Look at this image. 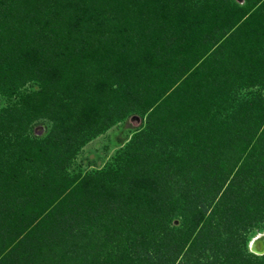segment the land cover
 <instances>
[{"label": "rangeland", "instance_id": "1", "mask_svg": "<svg viewBox=\"0 0 264 264\" xmlns=\"http://www.w3.org/2000/svg\"><path fill=\"white\" fill-rule=\"evenodd\" d=\"M2 2L4 5L16 4L17 8L24 10H28V4H34L30 8H35L36 4L38 11L45 14V21L50 20L43 29L47 33V42L50 45L48 48L56 54V60L63 63L68 62L67 59L71 57L67 53L68 47L71 49L89 47L95 51V55L87 63L91 64L89 67L92 71L94 67L97 68L92 73H90V69L89 71L85 70L88 72V79L91 77L90 83L93 81L92 84H94L87 89L90 94L87 104L83 105L85 100L80 97L82 103L79 108L72 104L65 105L70 99V94L67 91L73 90L75 87L78 88L75 83L67 84L66 91L62 86L54 92L55 98L60 97L64 92L62 109L65 112L63 123L65 130L60 134L59 141L54 143H61L62 147L69 145L58 163H54L56 168L52 167V164L48 165L47 162L52 159V156L49 157L50 147L45 145L41 151L34 152L35 143L30 138L46 137L50 129L56 127L55 118H58L59 109H54V113L51 112L50 115L46 114L47 117L34 112L26 125H17L16 122L7 125L8 119L0 120L3 125L0 126V171L3 169V171L8 170V172L14 173L20 164H25L33 169L26 170L30 177L29 182L27 180L29 177H22L12 186H2L4 181L0 178V187L5 192L14 187L15 192L19 193L15 198L8 199L4 203L0 202V231L5 230L3 236L0 235V242L4 243L2 244L4 251L0 249V264H73L76 262L74 260L76 251L81 256L101 260L107 252L115 254L116 251H121V248H128L127 243L121 244L119 248L112 240H118L120 235H124L126 229H129L127 228L129 224L125 227L122 221L116 220V214L113 211L112 213L108 212L110 207L108 209V207L105 208V205L99 206L92 202L102 195V193L98 194L100 190L96 189L111 179L115 188L107 190L111 203H127L124 201L130 198H135V201L140 203L139 197L141 196L139 195L141 194L131 195L139 189L131 192V187H139L138 184L135 186V184L126 183L119 187L118 182L122 180L123 173L132 176V179L136 177L137 181L144 176L127 172L129 157L133 154V148L136 146L148 158L158 157L159 154L160 158H164L160 160L162 165L159 163L157 169L160 177L164 176V172L167 173L165 179L168 180L163 182L164 179L157 181H148L147 179L140 189L145 191L147 186L150 187L154 183L159 193L168 189L165 193L169 195L164 197V193L158 199L161 207L165 209L162 210V222L168 228L170 226L178 230L184 220L182 210L189 195H186L187 198L183 200L181 198L188 190H190L191 239L201 228H203L202 231L210 228L208 224H210V218L215 210L217 212L220 208L219 210L224 214V211L226 212L225 205L232 204V201L236 199L234 196L231 198L230 195L224 194L232 180V182H237V185H240L241 181L243 186L246 185L245 187L249 190L253 185L252 181H255L256 187L263 192L261 195H251L249 208L252 215L248 217L249 222H246L251 227V231L247 237L250 234L255 236L264 231V176L257 174L254 178L250 174V168H253L257 162L259 163L254 169L258 172L261 171V168L258 167L261 158L258 157L253 143L249 145L254 148L251 154L245 152L239 160L238 155H234L238 152H230L224 142L223 147L225 148H222L224 156L220 159L215 157L212 164L209 163L202 169H191V165L198 166L197 158H202L201 149L191 146L193 149L190 154V144L194 138L192 133L190 135V117L198 114L199 120L207 125L208 123L203 120L206 117L210 118L209 113L212 117L213 112L216 113L222 109V106H216L214 103L210 106L206 105L201 110L193 109L194 105H198L196 99H202L200 94L203 91L205 93V89L202 90L199 87V77L202 76V72L206 74L203 83L209 85L210 88L218 80L223 83L226 80L229 84L234 82L232 86H227L237 90L236 94L241 99L238 102L237 97V100L225 106V110L229 112L227 114L239 110V105L243 102L241 100L245 97H256L257 95L264 97V81L250 87H240L241 84L236 82L237 79L247 78L255 72L258 73V70L264 73V67L262 68L260 65L264 60L262 58L264 56V0H183V2L176 0L175 5H172V8L175 7L173 10H167L166 13L160 11L155 13L146 9L144 14L139 13L138 10L143 4L146 5L145 0H21L19 2L0 0V3ZM186 3H190V6L184 10L181 6ZM116 7L122 8L117 11L114 9ZM163 14H165V21L162 22L160 19L158 25V20L162 18ZM123 16L131 19L129 24L122 28L126 29V38L118 40L119 35L116 34V31L121 30L123 34L124 31L121 27L127 20L123 19ZM147 22L150 26L147 25ZM138 23L136 30H140V25H143L146 35L127 32V29ZM166 30L174 33V36L162 39V33ZM249 32L251 33L249 34ZM8 36L6 30L2 32L1 37L7 41L8 45L13 42L15 44V41L9 39ZM120 37L123 38L121 35ZM134 38H141V40L134 41ZM139 42L141 43L139 44ZM207 42L213 47L215 55L214 57L208 55V57L211 56L210 60L203 63L202 69L194 75V70L199 67L197 61H200L195 55L197 52L201 53L203 45ZM173 44L182 46L180 50L183 45L194 47H190V50L193 49L192 54L187 55L185 62L182 60L184 59L183 54H179V57L173 51L171 47ZM138 46L153 52V56L149 60L153 65L146 67L143 62L139 63L141 52L137 51ZM254 53L256 54L253 55ZM84 55L85 53L80 56L82 60L85 59ZM165 63L171 64L173 69L177 68L175 70L178 73L175 75L172 69H169V72L163 70ZM189 64L190 66L193 64V67L190 68ZM204 64H209L211 68ZM212 73L217 75L214 76ZM39 83L40 81L30 82L29 85L27 83L22 86L21 91L31 94L38 88ZM187 83L190 85L186 88ZM19 94L21 93L15 91L10 95L8 92L0 90V119L1 116L7 114L8 109L15 105ZM187 96L192 99L191 107H187L184 101V97ZM203 101L199 103L203 104ZM58 102L60 105V100ZM152 102L154 104L150 107ZM158 103L160 104L158 106H162L163 103L175 104L174 120L176 123L175 128L172 127L170 130L179 134L177 138L168 139L161 129L160 116L155 114ZM20 108L21 106L17 105L14 107L16 109L14 111H18ZM189 109L190 112H195L190 113V117L186 114ZM225 110L220 113L222 115L218 114L219 118H225L224 114L227 112ZM6 117L13 119L15 115L11 114ZM219 123V130H225V125L222 122ZM164 125L166 126V124ZM228 126L231 125L228 123ZM159 127L161 128L159 129ZM228 128L231 129V127ZM71 134L75 137L70 138ZM154 134L157 135L156 138ZM26 138L33 143L32 148L26 143ZM216 143L218 146H222L220 142ZM246 145L247 143L244 142L239 146L240 153ZM249 146L248 151L251 150ZM170 150L175 151L177 156L184 155L189 160L190 167L181 168L177 164L176 168L173 161L175 159H167L170 158ZM36 153L40 154L41 158L45 155L46 162L43 159L40 160L38 156L26 159V155H35ZM215 164L216 166L213 167ZM228 168L232 170V174L229 176L224 175ZM43 169H56L54 173L62 176V179L66 178L69 181L75 179L76 182L87 179L89 183L79 190L82 194L76 204H73L69 198H65L64 203L51 204L50 209H64L60 219L56 220L53 215H47L48 224H42L41 220L39 225L31 226L29 218H27L31 214V207L26 208L31 203L29 199L33 201L30 195L32 187L29 185L38 177H34L35 175L42 174ZM247 169H249V173L242 176L240 173ZM46 174L51 173L46 172ZM247 174L246 180L245 175ZM145 177H147L146 174ZM238 177L239 182L236 179ZM31 178L33 179L31 180ZM200 179L203 181H199ZM169 188L172 189V192L169 191ZM200 189L202 190L198 196L201 199L199 203H210V199H202L205 193L208 197L215 196L212 206L207 212L204 211V208L202 209L201 204L200 207L196 203L197 191ZM114 191H117L118 194L111 196ZM173 192L176 194L185 192V194L179 195L181 197L177 199ZM249 192L251 193V190ZM223 207L225 209H222ZM89 211H94L92 222L89 219ZM219 217L217 216L213 220L214 225L219 226L217 230L213 231V242L226 239L231 231H235L237 228V220L231 219L229 225V221L226 222L225 214L223 218L219 219ZM20 223L26 225L22 230L25 235L16 243L14 238L17 237V232L20 230ZM103 223L105 226H102ZM7 244L10 246H6ZM214 247L217 245L214 244ZM92 264H97V262L94 261Z\"/></svg>", "mask_w": 264, "mask_h": 264}, {"label": "trees", "instance_id": "2", "mask_svg": "<svg viewBox=\"0 0 264 264\" xmlns=\"http://www.w3.org/2000/svg\"><path fill=\"white\" fill-rule=\"evenodd\" d=\"M14 1L19 2L21 0H13V2ZM174 2H176V0H145L144 3L146 5L143 4L139 8L138 12L144 14V12H146V9H148L149 11L155 13H158V11L166 13L167 10L170 11L175 8H172V5H175ZM3 3L4 2L0 3V90L2 92H8L10 95L15 91L20 92L21 94H19V99L15 102V105L8 109L6 112L7 114L5 116H1L0 120L4 119L6 121V119H8V121L6 122L7 125L12 122H16L17 125H26L28 124V119L30 118V116H32V114H34V112H38L37 114L46 116V114L50 115L51 112L54 113V109H59V114L57 113L58 118H55L56 127H53L52 130L50 129L48 135L44 138H30L33 139V143H35L34 152L41 151V149H43L45 145H48V147H50L49 157L52 156V159L50 161L48 160L47 162L49 163L48 165L52 164V167L56 168L54 163H58L60 157L64 155V152L67 151V147L69 145L62 147L61 143H54L59 141L60 134L65 130V128H63L65 112L62 109L64 92H62L61 96L58 98L54 97V92L56 89L62 86H64L66 91L70 83H75L78 88L75 87V89L67 91L70 94V99L67 101V104H65L66 101L64 104L67 106L70 104L74 106L76 105L79 108L82 103L80 97H83L85 100L83 105L87 104V99H90V94L87 89H89V86H93L94 84H92L93 81L90 83L91 77L88 79V72L86 71H89L90 69V73H92L96 71L97 68L94 67L92 71V69L89 67V65L91 64L87 63V61L94 57L95 51L93 49H89V47L72 49L70 47H68L69 49H67L66 47L67 53L71 55V57L67 59L68 62L66 63L65 61V63H63L62 61H57L56 54L52 50H50V48H48L49 42H47V33L45 29H43L45 28L46 23H49L50 20L45 21V14L38 11L36 4L35 8H30L34 4H28V10H24L22 8H17L16 4L11 3L8 5H4ZM189 4L190 3L183 4L181 7L186 10L185 8H188L190 6ZM119 8L122 7H116L114 9L119 11L121 10ZM164 16L165 14L162 15V18H159L158 25L160 24V19H162V22L165 21ZM124 18L127 19V16H123V19ZM130 19L131 18L127 19L126 22L122 24L121 29L129 24ZM52 24L53 23L51 21V25ZM138 25L139 23L134 27L130 25L131 28L127 29V32L130 34L133 32H137L142 34V36L146 35L144 34L145 30L143 29V27L145 26L140 25V30H136V28H138ZM147 25L150 26L148 22ZM5 30L9 35L8 38H11L15 41V44L14 42L12 43L14 45H8L7 41L3 37H1L2 32ZM125 30V28L122 29V31H124L123 34L121 30L116 31V34L119 35L118 40L126 38ZM250 33L251 32H249V34ZM120 35L123 36V38L120 37ZM172 36H174V33H170L166 30V32L163 31L161 38L167 39V37L170 38ZM136 40H141V38H134V41ZM140 43L141 42H139V44ZM176 46H174L173 44L171 47L173 51L178 55L183 54L182 57L184 59L181 58L183 61L187 60V55L192 54L193 49L190 50V47L194 48L192 46L187 47V45H183L182 50H180L182 46ZM137 49V51L141 52V55L139 56L141 60L139 61V63L143 62L146 67L148 65H153V63L149 61L153 56V52L146 51L140 46H138ZM213 51V47L210 46L208 42L207 44L203 45L201 53H198L197 50H195V52H197L195 56L197 57V60L200 59V61H197V65H199V67L194 70V75L198 73L200 69H202L201 65H203V63H207L210 60L209 57H214L215 53ZM84 53L85 59L82 60L80 56H82ZM256 53H254L253 55H255ZM208 55L211 56L208 57ZM262 58L264 59V56ZM260 65L262 66V68L264 67V60ZM205 66L210 67L209 64ZM192 67L193 64L190 66V68ZM164 68L165 69L163 70H166L168 72L169 69L174 70L175 75L176 73H178L175 70L177 68L173 69L171 64L167 65L165 63ZM201 74L202 76L199 77V87L202 90L205 89V93L203 91L200 94V96H202V99H196V104L198 103V105H194L193 109L196 110V108H199L198 110H201L206 105L209 104L210 106L212 103H214L216 106H222V109H220L219 111H217V109L216 113L213 112L212 117L211 113H209L210 118L208 119L206 117V119L203 120L208 123L207 125H204L205 123L201 122L202 120H199L198 114L190 117V113L195 112H190V109L188 110V112L186 111V114L190 117V135L192 133V135L194 136L193 142L190 144V154L191 149L193 148L197 149L199 147L202 151V158H197L198 166L196 167L194 165H191V169H202L203 167L208 166L209 163L212 164L215 157L216 159L222 158V156H224V151L222 152V148H225L223 147L224 142L226 143L225 145L228 146L227 148L230 152H238L234 155H238L239 160L240 158H242L241 155H243L245 152H250L251 154L254 148L249 145L253 143L258 157L261 158L260 165L258 166L259 168H261V171L258 172V170L254 169V167H257V163H259L255 162L256 165L253 168H250V174H252L254 178H256L257 174L264 176V97H260L258 95L256 97H245L243 100H241V102H243L239 105V110L237 109L235 113L230 112L231 114H227L229 112L225 110V106H227L228 103L237 100V97L238 102L239 99H241L240 96H237L236 94L237 90L228 87L232 86L234 82L232 81V83L229 84L226 80L224 81V83L223 81L220 82L221 80H218V82H216V84H214L213 87L210 88L209 85L203 83L205 80L204 76L206 74H204L203 72ZM212 74H214V76L217 75L215 73ZM34 81H40V83L38 84V88L33 91V93L30 94L21 91V88H23L22 86H25L27 83L29 85L30 82ZM262 81H264V73L258 70V73L255 72L249 77L247 76V78H240L239 80L237 79L236 82H239V84H241L240 87H250ZM189 85L190 83H187L185 87L187 88ZM82 93L83 95H81ZM91 94L93 96V93ZM58 100H60V105ZM184 101L187 107H191L190 101H192V99H190V96L184 97ZM201 101H203L204 103H199ZM159 103L157 104V106L160 105ZM153 104L154 102L151 103L150 107L153 106ZM17 105L21 106L20 110L14 111L16 110L14 109V107ZM161 105L162 106H156L157 109L155 110V114H158L161 119L162 128L159 127V129L161 128L164 131L168 139H175L179 134H176L174 130H170L172 127L175 128L176 123L174 120V113H176V110L174 108L175 104L163 103ZM224 110L227 111L226 114H224L225 118H219L218 114H220ZM11 114L15 115L13 119H9L6 117L7 115ZM219 122H222L223 125H225V130H219ZM225 123L227 125L228 123L229 125H231L228 126L231 127L230 130ZM164 124H166V126ZM0 126H3L1 122ZM73 134L70 135V138L75 137ZM154 136L155 138L157 137V135L155 134ZM26 139V143L32 148L33 143H31L28 138ZM216 142H220V145L222 144V146H218ZM244 142H246L247 145L246 147L242 148V151L240 153L239 146ZM191 146H193V148ZM248 146L251 149L249 151ZM170 151V158L167 159H175L173 161L176 165V168L177 164L181 168L190 167V162L186 157H184V155L177 156L175 154V151ZM132 153L133 154H131L128 161V174H142L144 176L142 178H139V181H137L136 177L135 179H132V176H127V174L123 173L121 175L122 180L118 182L119 187L121 185H125L126 183H131L132 185L135 184V186L138 184L139 187H131V192L139 188L138 191L132 193L131 195H136L137 193L141 194H138L139 196H141H138L140 198V203H137V201H135V198L125 200L124 202L127 203H111L110 197L107 194V190L115 189L111 179L109 181L107 179L108 183H106L105 181L104 185L99 187L100 189H96L100 190L98 191V194L102 193V195L98 197L94 202H92V204H97L99 206L105 205V208L108 207V209L110 207V210L108 212L112 213L113 211L116 214V220L122 221V224L125 227L127 226V224H129L127 227L129 229H126L124 235H120L117 238L118 240H112V242L114 241V243L118 247L121 244L127 243L128 248H121V251H116L115 254H110L107 252L101 260H95L94 257L87 258L84 255L81 256V254H78L79 252L76 251V255H74V260L76 262H74L73 264H92L94 263V261L97 262V264H264V255H257L251 252L248 248V241L254 235L250 234V236L247 237V235H249V232L251 231V227L246 224V222H249L248 217L252 215V212H250L249 208L251 195H261L263 193L260 188L256 187L255 181H252L253 185L252 187H250L251 193L249 192L250 190L245 187L246 185L243 186V183L239 180V177L236 179H238V182L240 181V185H237V182H232L231 180V185L228 187V190L226 191V193L224 191V194L230 195L231 198L233 196L236 198L234 199V201H232V204L230 203L225 205L226 209L225 207L222 208L226 210V212L224 211V214L226 217V222L229 221V225L231 223V219L237 220V228L235 231H231L232 234L230 233V235L226 239H223L221 241L216 240L217 242H213V231L217 230V228L219 227L214 225L215 223H213V220H215L217 216H220L222 218L224 216L223 211H220V208H218L219 211L217 210L216 212L215 210L214 214L210 218V224H208L210 228L205 229L204 231H202L203 228H201L196 236L191 239L192 232L190 231V190L186 191V194L185 192L181 194L177 193L178 196H176L177 194L173 192V195L177 199L181 197L179 195L183 194L185 195L181 198V200L187 198L186 195H189V199H186V204H184L183 206L182 211L184 214V220L182 221L179 229L177 230V228H172L170 226L168 228L162 222L163 217L161 216L165 209L162 208L158 202V199H160L161 195H163L168 189H166L165 191H160L159 193L157 187L155 186V183L150 187L147 186L145 191L140 189V187L144 183H146L147 179L148 181H157L164 179L163 182L168 180L165 179L167 178L168 174L164 172V176L160 177L157 169L159 163L162 165L160 160L164 158H160V154L158 155V157L151 156L148 158L139 151V148L137 146L133 148ZM35 156L40 157V160L43 159V161L46 162L47 157L43 155V158H41V155L37 153L35 155H26V159H33L35 158ZM191 160L192 159L190 156V161ZM215 166L216 164L213 167ZM28 168L30 167L25 164H20L19 167H16L14 173H11L9 171L11 174L8 172V170L3 171V169H1L0 178L4 181V183H2V186H12L13 183L18 182V180L22 177L28 178L29 175L26 173V170H33L31 168ZM55 170L56 169H43L42 174L35 175L34 177H38L29 185L32 187V192L30 193V195L33 201L29 199L31 203H29L26 208L28 209V207H31V214H29L27 217L29 218V224H31V226L33 224L39 225V222H41V220L42 224H48V221L46 219L47 215H53L56 220L60 219V217L63 216L62 213L64 212V209H50V207L53 205L52 203H64L65 198H69L73 204H76L78 202V198L82 194V192L80 193L79 190L89 183L87 179H83L79 182H76L75 179H71L70 181L66 180V178L62 179V176L54 173ZM46 172H49L51 174H46ZM246 173H249V169L242 171V173L240 174H242L243 176V174ZM145 174L147 175V177H145ZM230 174H232V170L228 168V171H226L224 175L229 176ZM245 176L247 180L248 174ZM33 178H31V180ZM184 179L189 180L188 178ZM27 180L29 182L30 177ZM199 181L203 180L200 179ZM188 185L190 187V182L188 183ZM13 188L12 190L5 192V190L0 187V202L4 203L6 200L15 198L19 194L16 193L15 189ZM18 189H20V187H18ZM201 190L202 189L197 191L198 194L196 197V203L197 206L201 207L202 205V209L204 208V211L207 212L212 206V202L215 199V196L208 197L207 193H205L202 199H210V203H199V200L201 199H199L198 196ZM169 191L172 192V189L169 188ZM116 194H118V192L114 191V194H112L111 196ZM168 195V193H165L164 197H167ZM93 214L94 211H89L88 215L90 221L94 217ZM41 223L40 225H42ZM23 224H19L20 230L19 232H17V237L14 238L16 239V243L19 242V240L25 235L24 231L22 230L25 229L26 225L24 226ZM103 225L105 226V223H103L102 226ZM158 228L161 229L158 230ZM4 231L5 230H1L0 235L3 236ZM200 231L202 232L200 233ZM119 232L120 230L118 231V234ZM2 244L4 243L1 241L0 249L4 251ZM10 244H7L6 246H10ZM214 244H216L217 247H214ZM7 250H9V248H7Z\"/></svg>", "mask_w": 264, "mask_h": 264}, {"label": "bare ground", "instance_id": "3", "mask_svg": "<svg viewBox=\"0 0 264 264\" xmlns=\"http://www.w3.org/2000/svg\"><path fill=\"white\" fill-rule=\"evenodd\" d=\"M249 242V250L257 255H264V231L252 236Z\"/></svg>", "mask_w": 264, "mask_h": 264}, {"label": "water", "instance_id": "4", "mask_svg": "<svg viewBox=\"0 0 264 264\" xmlns=\"http://www.w3.org/2000/svg\"><path fill=\"white\" fill-rule=\"evenodd\" d=\"M248 248H250V247H249V242H248Z\"/></svg>", "mask_w": 264, "mask_h": 264}]
</instances>
